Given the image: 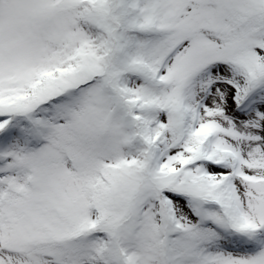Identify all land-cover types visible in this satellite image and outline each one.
I'll use <instances>...</instances> for the list:
<instances>
[{"label":"snow or ice","instance_id":"6c2138e0","mask_svg":"<svg viewBox=\"0 0 264 264\" xmlns=\"http://www.w3.org/2000/svg\"><path fill=\"white\" fill-rule=\"evenodd\" d=\"M0 264H264V0H0Z\"/></svg>","mask_w":264,"mask_h":264}]
</instances>
